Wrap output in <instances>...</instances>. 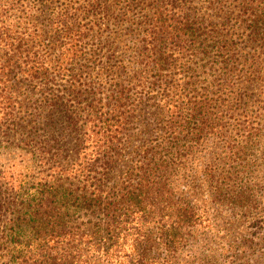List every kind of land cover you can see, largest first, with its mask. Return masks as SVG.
<instances>
[{
	"label": "trees",
	"instance_id": "1",
	"mask_svg": "<svg viewBox=\"0 0 264 264\" xmlns=\"http://www.w3.org/2000/svg\"><path fill=\"white\" fill-rule=\"evenodd\" d=\"M157 95L156 140L131 146L125 117ZM195 111L222 142L212 200L261 233L264 0H0V150L27 159L0 171V264H173L203 221L176 189Z\"/></svg>",
	"mask_w": 264,
	"mask_h": 264
},
{
	"label": "rangeland",
	"instance_id": "2",
	"mask_svg": "<svg viewBox=\"0 0 264 264\" xmlns=\"http://www.w3.org/2000/svg\"><path fill=\"white\" fill-rule=\"evenodd\" d=\"M175 72L176 73H172L171 78L174 80L173 82H178L181 75L178 69ZM186 81H188V79ZM201 85L202 81H200L197 86H194V88L198 87L197 91L192 89L190 93H183V98L189 100L193 106L196 102H200L206 98L203 92L197 94ZM165 98L166 95H157L152 101H147L145 105L139 104L131 108L129 111V118L125 117V124L122 125H129L131 126L130 128H132L130 136L126 134L127 136L125 138L130 141L131 146L136 147L141 141L156 140L149 132H151V130L159 131L162 128L165 115L161 116V112L157 110L164 107L163 104L167 102ZM251 106H253L252 103H248L245 107V110L249 113L251 111ZM234 107L238 108L235 104ZM214 112V125L219 123V118H225L226 121L232 122L230 114L223 112L221 109H214ZM190 118V121H186L185 123L187 130L185 134L187 135L186 139L188 143L194 145L199 141V139H197L199 135L198 129L194 128L198 126L202 128L203 125L201 121L205 120V118L204 114L199 113V111L191 112ZM234 128H236V125L229 127V130L233 129V133H235ZM205 140L206 137L198 143ZM6 144L8 145V143ZM221 146V139L215 135V137H211L207 143L196 150L192 148L189 157V159L191 158V162L188 168L180 173L181 178L176 188L177 193L184 199H188L199 206L203 221H198L200 225L195 228V238L189 240L188 246H186L182 252H178L177 255H175L176 253L168 254L177 256L175 260L172 261L174 262L173 264H264V229H262L261 233H256L250 227L248 220L245 221L244 218L240 217L241 215L233 214L224 205L214 202L209 193V186L203 176L204 169L206 164L211 162L210 159L214 160L218 157L220 153L219 148ZM0 151V171L4 169L8 170L10 167L11 170L9 171L21 173L17 166H22V163L27 159L21 156L20 149H16L13 156L9 155V150L1 149ZM130 154L131 151L127 148L125 150V156L127 158H132L133 155ZM261 163L264 166V161ZM255 167L258 170H263L259 169L261 168L260 166ZM257 175L259 176V181L256 179V186H260L258 189V192H260L261 189H264V175L263 173ZM254 182L255 178L251 177L249 183L253 184ZM252 206L253 209L249 214L260 216L261 210L264 213V190L260 196L258 195L257 201L254 202ZM261 216L263 217L264 214ZM145 254H147V257L145 256L146 258L152 256L156 258L158 255H160V257L163 256L162 250L156 245H153L152 252H145Z\"/></svg>",
	"mask_w": 264,
	"mask_h": 264
}]
</instances>
